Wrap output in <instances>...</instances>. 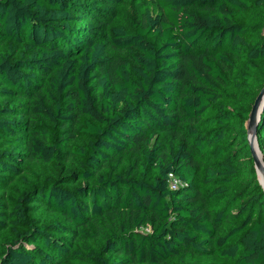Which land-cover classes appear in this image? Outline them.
<instances>
[{"label": "trees", "instance_id": "obj_1", "mask_svg": "<svg viewBox=\"0 0 264 264\" xmlns=\"http://www.w3.org/2000/svg\"><path fill=\"white\" fill-rule=\"evenodd\" d=\"M141 1L0 0V264H264V0Z\"/></svg>", "mask_w": 264, "mask_h": 264}, {"label": "water", "instance_id": "obj_2", "mask_svg": "<svg viewBox=\"0 0 264 264\" xmlns=\"http://www.w3.org/2000/svg\"><path fill=\"white\" fill-rule=\"evenodd\" d=\"M264 106V87L261 89L259 94L257 95L249 117L246 123L247 135H248V143L250 147V153L254 162V168L257 174V179L259 184L262 186L264 190V164H263V156L259 150L257 140H256V127L260 118V114L263 110Z\"/></svg>", "mask_w": 264, "mask_h": 264}, {"label": "rangeland", "instance_id": "obj_3", "mask_svg": "<svg viewBox=\"0 0 264 264\" xmlns=\"http://www.w3.org/2000/svg\"><path fill=\"white\" fill-rule=\"evenodd\" d=\"M145 11L146 5H143L141 0H125L119 8L116 25L132 30L134 25L140 23L142 14Z\"/></svg>", "mask_w": 264, "mask_h": 264}, {"label": "built area", "instance_id": "obj_4", "mask_svg": "<svg viewBox=\"0 0 264 264\" xmlns=\"http://www.w3.org/2000/svg\"><path fill=\"white\" fill-rule=\"evenodd\" d=\"M168 183H169L171 189H176L179 186H182L180 181L178 179H176L173 175H169Z\"/></svg>", "mask_w": 264, "mask_h": 264}]
</instances>
